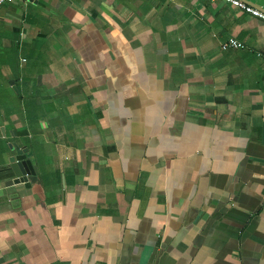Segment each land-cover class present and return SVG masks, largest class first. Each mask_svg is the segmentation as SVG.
I'll use <instances>...</instances> for the list:
<instances>
[{"label": "crops", "instance_id": "0c3cea01", "mask_svg": "<svg viewBox=\"0 0 264 264\" xmlns=\"http://www.w3.org/2000/svg\"><path fill=\"white\" fill-rule=\"evenodd\" d=\"M0 264H264V22L221 0L0 7Z\"/></svg>", "mask_w": 264, "mask_h": 264}, {"label": "built area", "instance_id": "2783aa9c", "mask_svg": "<svg viewBox=\"0 0 264 264\" xmlns=\"http://www.w3.org/2000/svg\"><path fill=\"white\" fill-rule=\"evenodd\" d=\"M15 1L16 0H0V7L8 5V4H12ZM221 1L229 3L233 5L234 7L239 8L245 11L246 13L251 14L252 16L261 19L264 22V12L261 11L260 9L254 8L253 6L245 3L244 1H241V0H221ZM243 47L244 45L241 42L237 41L236 39H230L228 43L222 46V49L223 50L242 49Z\"/></svg>", "mask_w": 264, "mask_h": 264}, {"label": "water", "instance_id": "95a60500", "mask_svg": "<svg viewBox=\"0 0 264 264\" xmlns=\"http://www.w3.org/2000/svg\"><path fill=\"white\" fill-rule=\"evenodd\" d=\"M16 156L11 159L12 169L14 170L17 176V183L26 182L28 183L30 178L29 176H34L35 171L30 161H27L26 155L16 146ZM29 185V184H28Z\"/></svg>", "mask_w": 264, "mask_h": 264}]
</instances>
